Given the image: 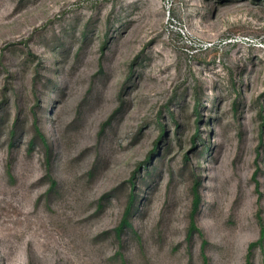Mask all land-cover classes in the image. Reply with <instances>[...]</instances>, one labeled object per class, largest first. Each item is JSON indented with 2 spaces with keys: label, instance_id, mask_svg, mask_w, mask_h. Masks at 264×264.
<instances>
[{
  "label": "rangeland",
  "instance_id": "rangeland-1",
  "mask_svg": "<svg viewBox=\"0 0 264 264\" xmlns=\"http://www.w3.org/2000/svg\"><path fill=\"white\" fill-rule=\"evenodd\" d=\"M0 264H264V0H0Z\"/></svg>",
  "mask_w": 264,
  "mask_h": 264
},
{
  "label": "trees",
  "instance_id": "trees-1",
  "mask_svg": "<svg viewBox=\"0 0 264 264\" xmlns=\"http://www.w3.org/2000/svg\"><path fill=\"white\" fill-rule=\"evenodd\" d=\"M198 202H199V195L197 196L196 205L198 204ZM127 225H130L128 219L125 220V222H124V224H123L121 230H123V228H124L125 226H127Z\"/></svg>",
  "mask_w": 264,
  "mask_h": 264
}]
</instances>
